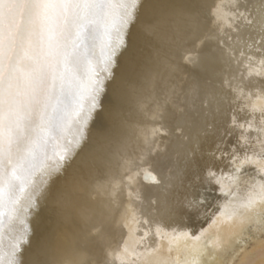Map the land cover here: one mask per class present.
I'll return each instance as SVG.
<instances>
[{
    "label": "bare ground",
    "instance_id": "1",
    "mask_svg": "<svg viewBox=\"0 0 264 264\" xmlns=\"http://www.w3.org/2000/svg\"><path fill=\"white\" fill-rule=\"evenodd\" d=\"M90 107L85 80L59 125L32 134L36 166L0 193L5 249L29 229L23 264H264V180L226 179L264 129V0H148L76 122Z\"/></svg>",
    "mask_w": 264,
    "mask_h": 264
},
{
    "label": "snow or ice",
    "instance_id": "2",
    "mask_svg": "<svg viewBox=\"0 0 264 264\" xmlns=\"http://www.w3.org/2000/svg\"><path fill=\"white\" fill-rule=\"evenodd\" d=\"M148 0H0V193L34 168L32 134L56 127L68 114L75 92L87 80L91 107L74 111L85 123L118 63L130 51V30ZM194 18V17H193ZM169 23L166 13L142 28L145 37ZM103 24V61L88 59ZM134 55V53H131ZM98 69V70H97ZM79 143V141H77ZM4 213L0 211V218ZM0 219V264H23L29 229L4 247Z\"/></svg>",
    "mask_w": 264,
    "mask_h": 264
},
{
    "label": "rangeland",
    "instance_id": "3",
    "mask_svg": "<svg viewBox=\"0 0 264 264\" xmlns=\"http://www.w3.org/2000/svg\"><path fill=\"white\" fill-rule=\"evenodd\" d=\"M246 114V113H245ZM264 116V115H263ZM257 119V118H256ZM259 122L262 121V119H257ZM263 130V131H262ZM255 132L253 133V136H252V139L249 137H242V140H241V144L242 146H250V145H253V146H250L251 150H246L248 152H244L243 154H241V158L240 156L237 158V160H234V162H232L233 164L236 162V164L232 165L231 163V168H230V171H229V174L227 176L226 179H228V181H230L229 179H231V182L232 181H235L236 179H239L240 176L242 175V173L245 175H249L248 173H252L253 171H259V173H257V179H263L264 180V129H255L254 130ZM263 134V135H262ZM263 137V138H262ZM261 139V140H259ZM263 139V140H262ZM245 143V144H244ZM251 143V144H250ZM259 148V150H258ZM245 150V149H243ZM262 150V151H261ZM250 152V153H249ZM250 154V155H249ZM250 156V157H249ZM243 157V158H242ZM250 159H249V158ZM241 159V160H240ZM240 160V161H239ZM245 160V162H244ZM252 160V161H251ZM244 164H243V162ZM246 161H247V164H246ZM242 162V163H240ZM238 163V164H237ZM240 163V164H239ZM236 165V166H235ZM252 165V166H250ZM240 166V167H239ZM246 168H245V167ZM236 167V168H234ZM239 167V168H238ZM238 168V169H237ZM250 168V169H248ZM262 168V169H261ZM232 169V170H231ZM237 169V170H236ZM247 169H248V172H247ZM236 170V171H235ZM242 170V171H240ZM250 170V171H249ZM234 171V172H233ZM263 171V172H262ZM232 172V173H231ZM241 173V174H240ZM240 174V175H239ZM233 175V177H232ZM251 176L253 174H250ZM236 176V177H235ZM233 190H224V194H231L230 196L233 195Z\"/></svg>",
    "mask_w": 264,
    "mask_h": 264
}]
</instances>
